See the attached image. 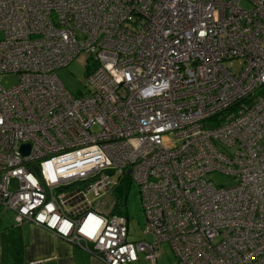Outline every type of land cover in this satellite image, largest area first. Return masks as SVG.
Wrapping results in <instances>:
<instances>
[{"label": "built area", "instance_id": "1", "mask_svg": "<svg viewBox=\"0 0 264 264\" xmlns=\"http://www.w3.org/2000/svg\"><path fill=\"white\" fill-rule=\"evenodd\" d=\"M81 52L74 96L56 69ZM2 73L0 206L17 223L105 264H157L164 242L177 264H264V0H0ZM125 176L149 239L89 199Z\"/></svg>", "mask_w": 264, "mask_h": 264}, {"label": "rangeland", "instance_id": "2", "mask_svg": "<svg viewBox=\"0 0 264 264\" xmlns=\"http://www.w3.org/2000/svg\"><path fill=\"white\" fill-rule=\"evenodd\" d=\"M87 57V53L81 52L67 66L56 69V74L65 88L74 96H78L87 90ZM238 67L239 60H234L230 69L235 72L238 70ZM16 82L17 76L15 74H0V85L3 87H10ZM163 140L168 146L172 144L171 138L168 135H165ZM218 146L223 148L219 143ZM208 178L213 180L215 184L228 185L231 183L229 176L218 172L210 173ZM12 186H14V183H12ZM89 199L93 202L94 207L97 208L100 205L104 206L103 203L105 202L109 204V208L111 209L115 204H118V211L128 219V239L138 241L150 238V236L144 234L145 215L139 185L135 181H132L130 177L127 176L124 180H121L118 186L108 190L105 196L94 198L93 194H90ZM160 251L162 253L157 258V264H177V258L167 242L162 243ZM139 257L142 258L143 256L140 254ZM144 263L149 264L148 261Z\"/></svg>", "mask_w": 264, "mask_h": 264}, {"label": "crops", "instance_id": "3", "mask_svg": "<svg viewBox=\"0 0 264 264\" xmlns=\"http://www.w3.org/2000/svg\"><path fill=\"white\" fill-rule=\"evenodd\" d=\"M103 204L105 207L95 208L104 213L113 209L108 203ZM146 261L139 257L137 262L127 264H145ZM0 264L105 263L51 230L28 221L17 223L14 212L0 206Z\"/></svg>", "mask_w": 264, "mask_h": 264}, {"label": "trees", "instance_id": "4", "mask_svg": "<svg viewBox=\"0 0 264 264\" xmlns=\"http://www.w3.org/2000/svg\"><path fill=\"white\" fill-rule=\"evenodd\" d=\"M87 63H88V59H87ZM87 65H88V64H87ZM126 177H127V176H125V177L123 178V180H124ZM117 208H118V204H115V207H113V209H112L114 213H120V212L118 211Z\"/></svg>", "mask_w": 264, "mask_h": 264}, {"label": "water", "instance_id": "5", "mask_svg": "<svg viewBox=\"0 0 264 264\" xmlns=\"http://www.w3.org/2000/svg\"><path fill=\"white\" fill-rule=\"evenodd\" d=\"M27 148H28V146H24V147L22 148V150L24 151V153L27 152Z\"/></svg>", "mask_w": 264, "mask_h": 264}]
</instances>
